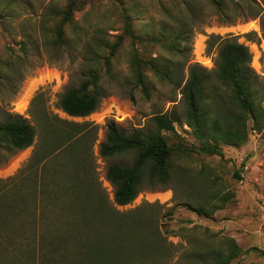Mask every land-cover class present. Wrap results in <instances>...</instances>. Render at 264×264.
<instances>
[{
  "label": "rangeland",
  "instance_id": "1",
  "mask_svg": "<svg viewBox=\"0 0 264 264\" xmlns=\"http://www.w3.org/2000/svg\"><path fill=\"white\" fill-rule=\"evenodd\" d=\"M11 1L14 11L4 23L0 19V121L21 116L35 129V139L31 147L19 152L0 149V193L8 196L3 205L12 206L11 198L31 192V181L25 179L22 188L16 181L21 170L36 179L40 207L46 203L45 195L55 189V183L64 187L69 175L74 173L81 178L87 173L97 185L103 203L90 207L94 212L88 220L75 221L76 237L88 235V241L104 249L106 258L100 254L99 264H108L109 247L114 241L113 221L106 220V212H102L105 208L111 217L138 221L142 225V237L150 242L143 250L142 260L136 259L131 264H213L214 254L224 253L229 240L241 250L229 264H264V10L254 16L253 11L241 4L232 17L221 19L207 0H121L137 41L132 45L125 38L118 47L111 72L101 82L104 95L96 111L87 117L73 118L62 112L58 100L82 81L87 48L101 41L112 45L118 40L120 6L113 0H80L72 21L65 27L66 44L55 48L49 44L52 33L48 30L57 21H50L48 11L55 6L63 8L68 0ZM5 3L6 0H0L3 16ZM159 30L173 36L185 32V55L180 58L164 53L146 42V38L155 36ZM211 36H228L246 46L252 57L250 67L259 81L254 96L255 118L248 120L247 140L237 146L220 144L221 156L198 152L200 143L185 124L186 105L182 98L188 70L197 66L209 80L206 89L212 93L206 104L210 117L217 118L219 111L221 114L228 109L237 111V106L232 104V89L217 79L219 41L214 40L208 51ZM21 42L27 45L25 53L20 50ZM133 51L141 57L161 55L173 70L169 79H158L146 72L149 97L135 85L130 68ZM166 112L178 120L173 133H164L169 146L180 153L171 182L164 188H144L129 205L116 206L114 189L105 174L110 165L124 166L131 161L127 155L112 158L99 155L107 124L112 122L124 134H133L150 129L151 118ZM44 116L58 128L64 122L77 125L76 132H84L75 145L81 156L77 167L58 152L34 170H28V162L48 149L43 137L50 140L58 134H44ZM42 183L49 186L44 193L40 188ZM226 193H232L233 197L209 217L200 216L190 208L207 206V202L218 204V198ZM29 205L26 200V206ZM32 208L30 205L27 210ZM35 216L31 219L33 222L36 218L38 228L45 222L54 224L51 212L46 217L38 212ZM12 220L10 217L8 223L14 228L18 223ZM253 248L256 250L252 251Z\"/></svg>",
  "mask_w": 264,
  "mask_h": 264
},
{
  "label": "trees",
  "instance_id": "2",
  "mask_svg": "<svg viewBox=\"0 0 264 264\" xmlns=\"http://www.w3.org/2000/svg\"><path fill=\"white\" fill-rule=\"evenodd\" d=\"M79 1L68 0L63 8L55 6L49 9L50 21H57L53 26L54 29L48 30L52 33L49 41L52 47L59 48L66 44L65 27L72 21ZM262 1L240 0L238 3L235 0H207L209 6L221 19L232 17L241 4L257 16L264 10L262 8L264 0ZM113 2L120 6L118 11L121 33L112 45L107 41H101L95 47L87 48L88 58L82 81L65 91L58 100L59 108L69 117L83 118L96 111L104 95L101 82L104 75H109L111 72L112 58L118 47L125 38H128L132 45L137 41L130 17L123 9V2L121 0H113ZM3 7L6 14L0 15L1 24L14 11L11 0H6ZM214 40L219 41L216 56L217 79L224 86L232 89L234 101L231 103L237 106V111L228 109L224 114L219 111L215 119L210 117L211 112L206 104L212 93L206 89L209 80L203 70L198 69L197 66L189 68L188 78L182 88V98L186 105L185 124L192 129L193 135L200 143L198 152L207 156H221L220 144L237 146L245 143L248 135V120L255 118L254 96L259 83L250 67L252 57L246 46L228 36L223 38L211 36L207 42L208 51L214 46ZM186 41L185 32L182 31L173 36L159 30L155 36L146 38V42L157 46L161 52L173 53L180 58L186 53V48L183 47ZM26 46V43H20V50L24 53L27 50ZM130 68L135 85L141 89L145 97H149L146 84L147 71L158 79H169L173 74V70L163 62L161 55L141 57L136 51L131 53ZM34 119L38 120L35 115ZM43 120L44 134L58 133V136L55 134L54 139L50 140L43 137V144L47 145L48 149L34 161L28 162V170H34L36 165L47 161L58 152L65 154L67 162H73L77 167L81 163L79 161L81 156L75 145L84 132H76L75 124L62 122L64 126L58 128L45 116ZM177 121L167 112L158 114L151 118L150 129L133 134H124L112 122L107 124L103 142L99 146V155L103 158L127 155L130 156L131 161L129 165L124 166L110 165L106 171V180L114 189L113 203L116 206L129 205L144 188L150 190L157 187L164 188L171 182L176 158L180 153L175 152V147L169 146L164 133H173L174 123ZM34 139L35 129L26 119L21 116L1 119L0 149L11 153L19 152L31 147ZM26 173L21 170L16 181H19L21 188L25 179L31 181L33 186L30 193L11 198L9 203L12 206L7 203L3 205L8 196L5 192L0 193V264H99L100 254L105 260L104 249L99 244L88 241V235H84L83 238L76 237L75 221L88 220V216L93 215L91 213L94 212L90 207L95 208L103 203L97 185L89 174L86 173L81 178L74 173L69 175L67 181H62L64 187L55 183L53 185L55 189L45 195L46 203L40 207L36 199V179H31ZM48 187L42 183L40 186L42 193L46 192ZM232 197V193H226L218 198V204H210L206 201L207 206L204 207L189 206L198 215L209 217L216 210L222 209ZM26 200L33 206L32 211L27 210L30 205L26 206ZM36 212L45 217L51 212L55 225L45 222V225L38 228L36 218L33 222L31 219L32 216L36 217ZM102 212H106V220L113 221L114 225V241L109 247L108 264H131L136 259L142 260V256H145L143 250L150 245V242L142 237V225L129 217L122 218L117 215L111 217V212L106 208ZM10 217H13L12 223L15 221L18 223L14 228L8 223ZM28 224L31 225L27 230ZM240 253L241 250L235 246L234 241L229 240L224 253L214 254L213 264H229ZM8 256L10 259H7Z\"/></svg>",
  "mask_w": 264,
  "mask_h": 264
}]
</instances>
